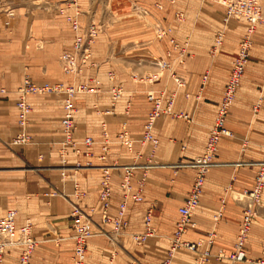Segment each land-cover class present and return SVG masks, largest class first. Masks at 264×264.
Instances as JSON below:
<instances>
[{
    "label": "crops",
    "instance_id": "1",
    "mask_svg": "<svg viewBox=\"0 0 264 264\" xmlns=\"http://www.w3.org/2000/svg\"><path fill=\"white\" fill-rule=\"evenodd\" d=\"M46 1L52 9L43 7L37 11H29L26 0H0V82L18 81L22 67L31 74L35 82H47L46 79L56 76L57 71L52 75L51 67L56 66L59 53L72 49L74 33L62 24L61 15L55 10L61 3L58 0ZM195 44L190 43L188 47L196 50ZM169 48L171 52L169 55L165 52L164 59L169 62L171 73L182 77L185 85L178 87L172 76L173 80L166 78L163 85L161 81L153 84L151 92L156 96L162 92H165V96L175 92L172 110L174 113L186 114L188 119L168 114L156 120L153 134L159 138V146L154 159L160 165L151 168L146 174L143 200L128 201L129 225L115 243L106 233L90 237L87 241L86 264H162L172 247V237L179 217L177 208L188 195L194 174L191 167L179 165L188 163L203 153L226 83L229 65L228 62L213 61L207 55L200 56L201 62L189 59L192 56L191 52L188 56L191 50H186L184 63H178V49H173L168 44L167 50ZM199 49L206 54V47ZM35 67H40L41 73ZM170 68H167L168 72ZM9 74L11 78L8 77ZM205 74L207 78L203 83ZM160 77L161 75L150 83L158 81ZM119 83L124 92L116 103L114 114L100 117L99 127L101 130L102 120L107 122L111 140L108 161L117 160L119 164H126L132 161L133 155L117 142V133L121 130L122 123L126 122L129 135L135 141L134 151L140 150L138 140L151 109V102L147 99L143 86L136 88L135 84L125 80L117 81L116 84ZM0 88L6 90L5 93H0V216L12 208L17 212L16 228L27 221L31 223L32 236L38 243L30 264H71L74 246L71 237V208L73 203L83 207H99V168H84L80 173H69L66 180H60L56 166L61 165L58 150L63 139L60 125L63 98L49 94L29 96L31 112L27 130L32 142L16 144L21 147L13 149L11 141L20 130L17 122V93L13 84L8 85V88ZM75 120L77 122V117ZM226 127L231 130L232 135L221 137L215 158L219 163L211 167L205 176L199 204L192 217L194 227L181 237L183 241L205 242L212 234L213 242L210 245L204 243L197 251L176 248L170 264H193L195 257L205 248L210 251L206 264H254L264 252L263 189L261 202L256 207L257 216L252 220L246 241L245 259L233 262L229 258L234 250L245 205V201L234 197L233 193L250 189L256 172V166L252 162L260 159L263 154L262 38L255 37L253 40L242 84L226 117ZM82 130L83 133L75 131L74 139L82 141L85 136H91L94 144L88 150L92 155L86 157L82 153L76 156L69 147L68 163L72 164L75 160L85 163L89 159L91 163L103 164L98 161L101 133L100 136H93L86 126ZM81 148L86 150L83 146ZM148 150L149 145H146L142 148L143 154ZM56 161L58 163L55 164ZM26 164L31 168L25 167ZM118 173L117 171L112 177L113 197L108 210L110 216L116 215L122 199ZM141 175L142 169H136L135 187L136 179ZM74 180L85 192L79 199L74 198ZM149 206L153 207L152 225L155 234L137 245L130 235L143 232V214ZM135 214L141 215V220H135ZM95 216L98 230L110 233L112 224L102 223L99 211H96ZM20 251V245L9 246L4 256L7 264H18ZM219 253L223 254L221 258H218Z\"/></svg>",
    "mask_w": 264,
    "mask_h": 264
},
{
    "label": "built area",
    "instance_id": "2",
    "mask_svg": "<svg viewBox=\"0 0 264 264\" xmlns=\"http://www.w3.org/2000/svg\"><path fill=\"white\" fill-rule=\"evenodd\" d=\"M217 1L224 7V24L228 23L231 18L244 19L247 23V31L238 43L237 53L232 62V67L228 74L223 95L217 107L216 115L214 117L213 124L210 128L208 139L201 155L196 156L192 161L188 163H181L179 166H188L194 170L193 181L188 195L184 199L183 203L178 206L177 212L179 218L176 222L174 235L172 237V247L168 256L164 259L162 264H170L173 251L178 247H184L190 251H197L204 243L207 245L212 244L213 235L210 234L207 241L199 240L195 242L183 241L182 235L189 229L194 227L192 220L193 213L197 208L202 193L205 176L209 169L219 162L216 161V155L219 147V142L222 136H231L232 132L226 127V117L228 115L230 106L234 100L236 91L240 85L241 77L244 73L245 66L248 61L249 52L253 42V34L256 29V25L261 21V6L258 0H213ZM72 5L75 6L74 14L68 15L67 18L71 22V30L74 33V39L72 42V49L70 51H64L59 57L63 71L68 74H75L80 68L85 65L90 56V44L87 37L92 38L97 34V28L94 24H90L87 27V33L81 26L79 21L80 10L78 9L76 0H73ZM177 19L183 20V13L178 12L176 14ZM170 30H162L159 33L160 36L166 34ZM225 36V29L217 31L214 37L213 52L221 45ZM173 41V39H170ZM214 52V53H215ZM184 53H180V61H183ZM159 64L162 67H168L169 63L162 60ZM174 81L178 87L185 85V80L182 77H178L172 74ZM113 74H109V79H113ZM157 78V77H156ZM207 75L203 76V83L206 81ZM92 81L95 87H91L87 84L81 83L77 86L65 85L63 83H36L30 76L25 75L21 84L17 87V122L20 127L19 132L13 137L11 143L16 144H28L31 140V135L27 132L29 123V116L31 112V106L29 103V96L37 94H57L63 95L62 109L63 115L60 121L61 132L63 139L60 142L59 157L63 165L68 161V150L72 148L73 153L76 156L84 153L86 157L92 155L88 150L93 144L94 140L91 136H85L82 141L74 139V133L76 131V106L75 97L80 93H87L95 91L100 84V80L93 78ZM4 88H0V93H5ZM112 107L101 111L102 116L114 114V106L118 99L122 96L123 88L121 86H112L111 90ZM176 93L173 92L168 96H165V92H162L159 96H156L154 92L147 93V99L151 102V109L147 113L146 119L143 123V130L141 138L138 140L141 149L134 151V139L129 135L127 124L123 122L121 130L117 133V142L123 145L127 151H129L133 157L132 161L126 164L108 163L107 155L109 146L111 143L110 134L107 128V122L101 121V150L102 153L98 156L104 163L100 166L101 179L98 190V202L99 207L92 206V210L100 212V219L102 223H111L112 229L108 234V237L114 243L119 236L129 225V216L127 215L128 201H142L143 200V188L145 184V178L148 171L160 165L155 159V151L159 146V138L153 134V127L156 120L163 116L172 114L178 117H185L186 114L174 113L172 108L175 100ZM188 96V94H186ZM149 145V150L146 154H143L142 148ZM81 146L85 147L83 151ZM106 162V163H105ZM80 160H75V165H80ZM86 165L92 164L88 159L85 162ZM256 166V172L254 181L250 189L244 191L245 205L243 207V216L236 234L234 243V250L230 254L231 261H241L245 259V246L248 239L252 220L257 216L256 207L261 202V194L264 189V146L262 157L254 162ZM142 169V175L136 179L135 187V170ZM113 170H119V190L121 194V201L118 204L116 215L110 216L108 213L112 197V174ZM65 177V172H62ZM74 197L79 199L85 195V192L80 189L79 183L74 180ZM152 212L153 207L149 206L143 215L144 230L141 233H131V239L137 244L141 245L146 239L155 234V228L152 225ZM81 210L77 204H73L71 216L73 217V231L72 235L74 246L71 256V264H86V248L87 241L90 237L95 235L93 229V220L90 216L86 215V220H81ZM16 210L8 209L3 216H0V264L3 263L6 249L9 246L20 245L21 251L18 257V264H30V259L35 247L37 246V240L32 236V225L27 221L19 228L15 226ZM220 213L217 214L219 216ZM210 256V251L205 248L199 253L193 264H206ZM223 256L222 253L218 254V258ZM113 258V257H112ZM134 264V263H133ZM254 264H264V252L261 257L254 261Z\"/></svg>",
    "mask_w": 264,
    "mask_h": 264
},
{
    "label": "rangeland",
    "instance_id": "3",
    "mask_svg": "<svg viewBox=\"0 0 264 264\" xmlns=\"http://www.w3.org/2000/svg\"><path fill=\"white\" fill-rule=\"evenodd\" d=\"M58 1L61 5L55 10L61 15L62 24L71 29V22L67 16L74 14L75 6L71 4L73 0ZM258 2L261 6L262 19L256 25L253 40L255 37L264 39V0H258ZM76 3L80 10L78 19L85 32L87 33V27L91 23L97 28V34L94 37L89 38L87 37L88 34H86L87 41L89 40L90 44V56L78 72L68 74L63 71L59 60L60 55L64 52L61 51L56 57V66L51 67V70H53L51 71L52 75L56 73L55 70L57 71L56 76H51L52 78L46 80L49 83H63L74 86L84 83L91 87H95L92 81L93 78L100 80L99 86L93 89L95 91L80 93L75 98V115L78 122L75 120L76 131L81 133L82 129L86 126L89 127V133L93 136L95 134L100 136L101 133L99 127L100 117L102 116L101 111L109 109L112 105L110 92L112 86H121L123 88L120 83L116 84L117 81L121 82L125 80L126 82H130V84H135L136 88L143 86L147 95L148 92L153 91V84L161 81V85H163L162 83L166 78H169L170 81L173 80L171 68L169 66L163 68L162 64H159L162 60H165L164 54L168 53L169 55L171 52L170 48L167 50L168 44L172 45L173 49H178L180 55L182 51L185 54L186 50H191L188 47L190 43H196V50L189 51L188 56H190V52L192 54L189 59L201 62L200 56L207 55L209 59L218 63L228 62L229 74L237 53L238 43L241 40L240 38L246 33L248 27L244 19L231 18L228 23L224 24V7L213 0H76ZM26 5L29 11H37L43 7L52 9L46 0H26ZM178 12L183 13V20L179 21L177 19L176 14ZM168 29L170 30L169 32L162 36L159 35L162 30ZM220 29H225V36L221 45L214 53V37ZM170 39H173V41ZM180 44H183V47H180ZM200 47L202 49L206 47V54L203 53V50L199 49ZM177 62H181L179 56ZM35 68H38V72L41 73L40 67ZM167 68H170L168 69L170 72L167 71ZM110 73L114 76L112 80L109 79ZM25 75L30 76L31 79L33 78L22 67L18 81L0 82V86L8 88V85L13 84V89L17 90L16 87L21 84ZM159 75H161L160 79L151 84L150 82L154 81ZM8 77L11 78V75L9 74ZM243 77L244 73L241 77L240 85L242 84ZM49 95L60 99L63 98V95L51 93ZM27 132L29 133L28 130ZM31 142L32 138L29 143ZM12 147L18 150L21 146L12 145ZM127 152L130 153L129 151ZM101 153L102 150L99 155ZM98 161L104 163L99 158ZM80 162V165H75V161L72 164H69L67 161L65 165L62 162L61 165H57L56 168L60 175V180L64 181L67 179L69 173L77 174L84 168L97 167L99 168L98 171L102 173L100 169L102 164L98 165L93 162L94 164L86 165L84 162ZM54 163L56 164L58 161ZM108 163L119 164L117 160L108 161ZM24 166L31 168L27 164ZM63 171L65 172V177L62 175ZM117 171L119 172V170H113L112 172L114 174ZM233 196L241 197L245 201L244 191L233 193ZM77 206L81 210V220H86V215L92 218L95 234H109V232L98 230L99 227L95 225L96 211L91 209L93 205L83 207L77 204ZM71 209H73V206ZM71 218L73 219V217ZM136 219L141 220V215L135 214ZM71 226L72 237L74 234L73 221ZM87 258L88 252L86 250L85 261ZM7 263L8 261L4 260L2 264Z\"/></svg>",
    "mask_w": 264,
    "mask_h": 264
},
{
    "label": "bare ground",
    "instance_id": "4",
    "mask_svg": "<svg viewBox=\"0 0 264 264\" xmlns=\"http://www.w3.org/2000/svg\"><path fill=\"white\" fill-rule=\"evenodd\" d=\"M47 94H50V93H47ZM52 94V93H51ZM37 95H42V94H37ZM119 192H120V190H119ZM241 198V197H240ZM241 199H243V198H241Z\"/></svg>",
    "mask_w": 264,
    "mask_h": 264
}]
</instances>
